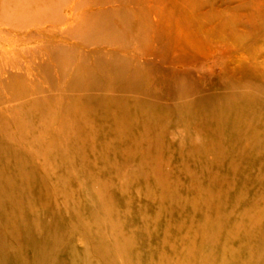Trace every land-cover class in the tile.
<instances>
[{"label": "rangeland", "instance_id": "obj_1", "mask_svg": "<svg viewBox=\"0 0 264 264\" xmlns=\"http://www.w3.org/2000/svg\"><path fill=\"white\" fill-rule=\"evenodd\" d=\"M131 1L137 0H0V13L11 14L21 3L27 5L33 30L44 29L45 35L32 44L37 51L48 37L69 43L71 50L76 48L75 62L79 51L80 56L95 49H119L133 57L129 45L134 42L137 20L127 16L122 22L112 10L108 27L103 22L107 20L104 12L96 17L87 15V10L129 5ZM195 1L202 3L201 7L193 9L196 15H187L197 18L213 44L227 50L223 57L194 69L186 63L160 68V61L152 64L159 58L153 55L149 57L152 63L142 64L136 77V85L151 91L153 98L143 107L122 100L112 113L97 114L93 125L99 127L98 138L86 142L75 132L70 139L56 137L51 142L46 128L49 123L35 119L25 133L23 155H45V161L33 159L40 167L54 164L60 156L68 162L67 169L80 176L98 156L97 174L124 178L105 197V208L114 205L112 212L106 210L109 219L115 228L125 225L124 231L133 229L147 257L171 250L184 257L179 264H264V0ZM67 6H73V14ZM136 45L138 50L145 49L144 43ZM66 51L56 53L61 56ZM127 63L132 66L134 59ZM35 73L49 91V75H40L36 69ZM193 77L200 82L198 91L205 94L192 91ZM125 84L115 81L110 85L124 88ZM180 96L184 97L181 102L187 97L201 103L194 111L187 110L178 101ZM115 118L123 123L113 130ZM143 120L148 123L145 130ZM52 127L60 130L57 124ZM12 150L3 155H11ZM78 155L88 156L83 166ZM104 163L115 164V168L106 174ZM154 169L169 187L164 194L168 201L160 205L145 196L148 192L161 194ZM80 189L86 192L90 186L83 184ZM209 194L211 202L205 200ZM165 237L167 243L162 241Z\"/></svg>", "mask_w": 264, "mask_h": 264}, {"label": "bare ground", "instance_id": "obj_2", "mask_svg": "<svg viewBox=\"0 0 264 264\" xmlns=\"http://www.w3.org/2000/svg\"><path fill=\"white\" fill-rule=\"evenodd\" d=\"M128 4L87 10V15L96 17L104 12L107 20L103 22L108 27L112 10L121 21L127 16L137 20L136 32L132 35L134 42L129 45L134 49L133 57L119 49L112 52L95 49L89 54L84 51L86 54L80 53V56L79 51L76 62L73 58L76 48L71 50V45L64 41L55 42L46 37L43 42L47 43L39 51L32 46L45 34L44 29L33 30L31 11L25 3L18 6L17 12L0 13V264H179L184 258L173 255L171 250L153 252L147 257L133 229L124 231L125 225L114 227L106 211L112 212L114 205L105 208L104 200L112 186L124 178L97 174L98 156L88 164L90 169L83 168L80 176L67 169L68 162L60 156L54 164L40 167L33 159L45 161V155H23V141L28 138L25 133L33 127L35 119L49 123L46 128L51 142L56 137L70 139L74 132L80 141L86 142L99 135V127L93 125L97 114L112 113L113 106L121 105L122 100L127 105L143 107L153 98L151 91L136 85V77L142 64L152 63L149 57L158 56L152 64L160 61V68L186 63L195 69L227 53L220 44L211 42L197 18L187 15H196L193 9L200 8V2L137 0ZM68 8L73 14V6ZM139 42L144 43L145 49H137ZM64 48L67 51L59 56L56 51ZM136 57L141 61H135ZM132 58L131 66L127 62L133 61ZM35 69L40 75H49V91L39 82ZM96 72L100 74L94 77ZM115 81H126V84L124 88L110 85ZM191 82L192 91H198L197 78L193 77ZM208 90L207 94L214 96ZM183 98L180 96L178 101ZM181 103L185 109L194 111L201 102H192L186 97ZM122 123L115 118L111 121L112 129ZM55 124L60 128L58 132L52 127ZM147 124L143 120L144 130ZM9 136L12 141H1ZM118 136H121L119 132ZM8 149H13L11 155H3ZM78 156L83 166L82 161L88 156ZM114 168L115 164L111 163L102 166L106 174ZM154 170L161 194L155 196L148 192L145 196L160 205L168 201L164 200V194H168L169 187L157 169ZM83 184H89L90 189L82 192ZM205 200L211 202L212 195H207ZM101 213L105 216L101 217ZM162 241L167 243L168 238ZM156 243L163 244L157 240Z\"/></svg>", "mask_w": 264, "mask_h": 264}]
</instances>
